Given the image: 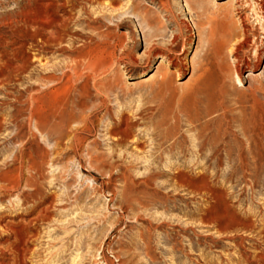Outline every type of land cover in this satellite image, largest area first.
I'll list each match as a JSON object with an SVG mask.
<instances>
[{
    "label": "rangeland",
    "instance_id": "374dc122",
    "mask_svg": "<svg viewBox=\"0 0 264 264\" xmlns=\"http://www.w3.org/2000/svg\"><path fill=\"white\" fill-rule=\"evenodd\" d=\"M121 2L0 0V264H264V0Z\"/></svg>",
    "mask_w": 264,
    "mask_h": 264
},
{
    "label": "bare ground",
    "instance_id": "6f19581e",
    "mask_svg": "<svg viewBox=\"0 0 264 264\" xmlns=\"http://www.w3.org/2000/svg\"><path fill=\"white\" fill-rule=\"evenodd\" d=\"M89 2H91V3H93V4H95V5H97V7L98 8H96L97 10L95 11V13H103V16L102 17H97L96 18V21H95V23H99L100 22V20H101V18H104V19H109L110 17H112V16H114V15H116V14H118L121 10H122V8H123V3L121 2V0H88ZM165 6V8H166V10L168 11V12H172V10H171V7L169 6V4H165L164 5ZM173 13V12H172ZM174 15V14H173ZM226 30V28L224 27V31ZM228 30V29H227ZM223 31V32H224ZM93 32L95 33V34H97V35H99V33H98V29L95 27L94 28V30H93ZM227 32V31H226ZM229 32V31H228ZM227 34V33H226ZM247 32L246 31H243V37H244V39L247 37ZM96 35V36H97ZM104 39H105V45H104V47L101 45H99V46H97L94 50L97 52V53H99V52H103V53H106V54H108L107 55V58L109 59V60H111V61H113V60H115L116 61V59H117V57H116V53H115V50L114 51H111L112 49H111V45L109 44V39H110V35L109 34H107V35H105L104 36ZM247 39V38H246ZM102 43V44H103ZM115 47V46H114ZM117 49V48H116ZM126 48L124 47V46H121V51H122V53L120 54V56H119V59L120 60H122V61H125V60H130L131 58H129V56L126 54ZM237 49H230V52H235ZM163 57H165V59H169L170 60V62H172V60H171V57L169 56V55H166V56H163ZM36 58H38V57H36ZM38 59H40V58H38ZM151 59V58H150ZM44 64V63H43ZM46 64V63H45ZM44 64V65H45ZM155 76V75H154ZM150 77H152V76H150ZM150 79V78H149ZM238 80L241 82V79H240V77L238 78ZM32 101H33V103H38V98H35V97H32ZM40 101V100H39ZM32 103V104H33ZM49 104V103H48ZM59 105V104H58ZM58 105H56V107L58 106ZM54 106V105H53ZM58 108V107H57ZM59 108H61V107H59ZM63 108V107H62ZM61 109H57V110H55V111H50V113H48L47 115H45V116H40V115H38V114H36V113H32L31 114V116H29L30 117V121H33L34 122V124H35V127L39 130V131H42V132H44V133H47V130H48V128L49 127H51V125H52V123H57V125L58 124H62V123H64L65 122V116H64V114L62 113V110L60 111ZM28 117V118H29ZM67 119V118H66ZM14 141V140H13ZM12 142V141H11ZM13 143V142H12ZM31 168H34L33 167V165L31 166ZM9 170H4V172L3 173H1L0 174V184H1V187L3 186V184L2 183H4V185L6 184V186H8L7 184H9V186L10 187H12L11 186V184H12V182L14 181V183H15V180H14V178L16 177V175L14 174V170H12V169H10V168H8ZM15 175V177L14 178H12V175ZM19 178H18V182H16V183H18V186L21 184V182H22V179H21V176L19 175L18 176ZM17 178V177H16ZM15 178V179H16ZM2 182V183H1ZM16 185V184H15ZM14 185V186H15ZM2 188H4V186L2 187ZM6 188V187H5ZM13 188V187H12ZM0 219H2V216H1V218ZM21 236V235H20ZM22 237V236H21Z\"/></svg>",
    "mask_w": 264,
    "mask_h": 264
}]
</instances>
